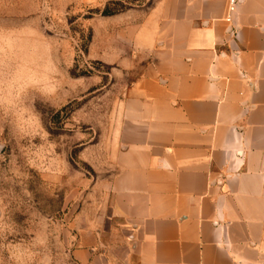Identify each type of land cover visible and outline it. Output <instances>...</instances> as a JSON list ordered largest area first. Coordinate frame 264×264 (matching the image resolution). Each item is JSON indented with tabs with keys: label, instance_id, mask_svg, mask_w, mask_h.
Segmentation results:
<instances>
[{
	"label": "crops",
	"instance_id": "1",
	"mask_svg": "<svg viewBox=\"0 0 264 264\" xmlns=\"http://www.w3.org/2000/svg\"><path fill=\"white\" fill-rule=\"evenodd\" d=\"M228 2L157 0L133 29L145 66L76 263L264 264V0Z\"/></svg>",
	"mask_w": 264,
	"mask_h": 264
},
{
	"label": "rangeland",
	"instance_id": "2",
	"mask_svg": "<svg viewBox=\"0 0 264 264\" xmlns=\"http://www.w3.org/2000/svg\"><path fill=\"white\" fill-rule=\"evenodd\" d=\"M156 1L0 0V264H78L145 66L132 31Z\"/></svg>",
	"mask_w": 264,
	"mask_h": 264
},
{
	"label": "built area",
	"instance_id": "3",
	"mask_svg": "<svg viewBox=\"0 0 264 264\" xmlns=\"http://www.w3.org/2000/svg\"><path fill=\"white\" fill-rule=\"evenodd\" d=\"M242 0H229L228 2V12L226 20L231 22L238 6L241 4Z\"/></svg>",
	"mask_w": 264,
	"mask_h": 264
},
{
	"label": "trees",
	"instance_id": "4",
	"mask_svg": "<svg viewBox=\"0 0 264 264\" xmlns=\"http://www.w3.org/2000/svg\"><path fill=\"white\" fill-rule=\"evenodd\" d=\"M106 13L108 14V10L106 11Z\"/></svg>",
	"mask_w": 264,
	"mask_h": 264
}]
</instances>
